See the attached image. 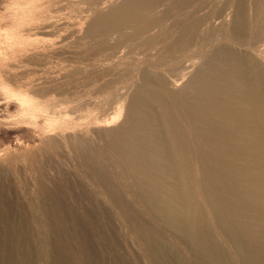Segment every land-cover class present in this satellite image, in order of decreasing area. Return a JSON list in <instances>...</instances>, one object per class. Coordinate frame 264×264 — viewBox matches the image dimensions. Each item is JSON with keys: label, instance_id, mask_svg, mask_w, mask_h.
Returning a JSON list of instances; mask_svg holds the SVG:
<instances>
[{"label": "rangeland", "instance_id": "374dc122", "mask_svg": "<svg viewBox=\"0 0 264 264\" xmlns=\"http://www.w3.org/2000/svg\"><path fill=\"white\" fill-rule=\"evenodd\" d=\"M129 1L133 0H0V213L5 222L24 230L31 264H52L50 251L63 264H155L147 248L153 236L174 243L182 253L170 226L153 215L173 193L164 179L171 173L163 155L167 133L152 121L155 112L186 129L190 142L184 155L194 156L187 162L194 179L207 180L199 169L222 176L212 150L222 141L220 124L231 117L227 102L232 98L219 90L223 83L216 82L211 66L219 61L216 52L222 44L245 49L230 40L236 0H227L226 20L210 27V41L205 38L206 25L199 22L220 0H189L186 5L184 0H151L146 3L151 9L145 6L130 17L125 14L122 21L114 19L118 8L132 12ZM247 1L248 30L255 35L264 28V0ZM110 13L114 17L108 20L117 25L107 21ZM160 19L154 29L140 33L147 22ZM193 20L196 23L189 22ZM185 32L192 34L189 45L164 53L165 45ZM155 37L165 38L158 50L150 46ZM190 56L195 66L183 69ZM144 71L180 76L166 102L157 99L152 107L135 103L138 95L161 89L143 81ZM182 87L197 91V100ZM214 92L217 95L210 97ZM201 107L208 108V117L200 115ZM193 120L205 125L199 127ZM197 156L210 157L209 168L203 159L194 160ZM136 179L141 190L135 187ZM143 188L153 210L142 201ZM20 215L25 216L22 222Z\"/></svg>", "mask_w": 264, "mask_h": 264}, {"label": "bare ground", "instance_id": "6f19581e", "mask_svg": "<svg viewBox=\"0 0 264 264\" xmlns=\"http://www.w3.org/2000/svg\"><path fill=\"white\" fill-rule=\"evenodd\" d=\"M150 1L151 0H133L131 2L129 1L130 3L126 5L130 7L129 9H131L132 12L128 10L127 7L118 8L117 12H115L116 11L115 10L112 13L113 14L117 13L121 19L117 18L118 17L117 15H116L117 17H115L114 19H118L119 21H122V19H124L126 16L125 14H127V17H130L131 15L134 14V10L135 11L141 10L143 7H144V10H146L145 6H147L148 2ZM185 1L187 2L185 3ZM217 1L215 0V2ZM184 3L186 5V4H189L190 1L184 0ZM184 3L182 5H184ZM219 3L221 4H218L214 10L212 9L211 11L213 12L210 13L208 17L205 15L206 18L201 19L199 22V25L201 27H203L202 25L204 24L206 25L205 38L206 39L209 38V41L211 38L210 37L211 32L209 34L208 32L211 31L209 30L211 29L210 27L213 28L214 22L217 21V24L218 22L220 24H224V21L226 20V16H227L226 10L229 8V2L227 0H220ZM234 3L235 5L233 8L234 9L233 18L230 19L233 24L232 29H231L232 35H231L230 40L232 39L236 45L243 46V48L245 49L242 50L241 49L242 47H241L240 49L242 51H240V50L233 48L230 45L228 46L227 44H222L220 46L219 44L218 46L220 47H218L217 52H216L217 54L216 59L218 58L219 61L214 63L215 65L213 64L211 66L212 73L218 79V81H216V79L215 80L212 79V81H216L218 83L221 80L223 84L221 85V87H219V90L220 89L221 91L223 90L222 93L224 95L228 94L232 98V101L230 103L227 102V105H228L227 114L231 115V117L230 118L227 117L225 122L223 121L222 125L218 123L220 124V126H222L221 128L224 129V133L221 139L222 141L220 142L219 145H217L216 148L212 150L213 156H214L213 158H215L216 161H218L221 166L220 169L222 171V176L219 178V177H216L215 174L211 172V170L207 171V169H205L204 171L203 170L201 171L199 169L200 172H203L204 175L207 176V180L205 179V181H201L199 178L197 179V177L194 179L193 171L191 172L189 170L188 164H187V162H189L191 158H194V156L187 157L184 155L186 153L185 152L186 147H187L186 144L189 141L185 136L186 129L181 124H178V123L176 124L173 122V120H169L168 115L166 118L165 116H159L156 112H155L156 114L155 115L153 112L154 114L153 118H155V120L152 119V121L157 120V122L159 123L158 125L162 127L163 132L167 133L165 136L166 137L165 141H164L163 155H166L168 158V164L170 167L171 175L169 174V176L168 175L165 176L163 172H162V175L165 176L164 178L165 181L171 184V190L173 191L172 194L169 192V194H171V198L169 199L166 198V202L164 203L163 208L161 209L159 208V210L158 209L156 210L155 208L156 211L153 213V215L155 219H157L160 223H162V225L166 224L170 226V228L173 231L174 236L173 234L171 235L173 236V238L177 239L178 241L177 244L179 245L182 244L181 245L182 253H181L179 251V247H177L174 243H171L169 241L167 242L162 236L161 238L163 239L161 240H158L157 239L158 237H156V240L154 236L151 238L149 237V240L147 241V248L155 264H186V263H190V264H264V28L261 31H259V33H255V35H252L248 30V25H249L248 24V14H247L248 13V10H247L248 1L247 0H236L234 1ZM148 7L150 6H147V8ZM151 8L152 7H150V9ZM195 12L196 14L198 13V11H195ZM112 13L109 14L110 16H108L107 14V15L102 16L101 18L108 16L107 21H110L108 19L110 17L111 18L114 17V15L112 16ZM128 14H130V16H128ZM201 17H204V16H201ZM194 19H196V17H194ZM97 20L98 22L100 21L99 19ZM101 21L103 20L101 19ZM112 21H110V23ZM160 21H162V19L157 20V21L152 20L150 22H147L146 27L140 33L147 32L151 29H154L155 24L157 23L160 24ZM113 22L116 23L115 25L118 24L117 23L118 21L114 20ZM189 22L192 24H194V22L196 23L195 20L189 21ZM114 23L112 24L113 26H114ZM99 24L101 25V23ZM106 24H109V22H107ZM109 25L111 26V24ZM222 27L223 26H221V28ZM183 30L184 28L182 27L181 31L180 30L179 31L183 32ZM192 30L194 31V29ZM186 31L189 32V30H186ZM224 31L220 32V35L223 38H225V35H226ZM190 36L186 32L185 34H181V35L177 34V36L175 37V40L172 42L170 46H168L167 44L165 45L164 53L168 54L169 51H173V49L177 51L184 49L185 45H189L190 43V40H189ZM219 38L220 37L218 36V39ZM163 40H165V38L160 39V38L155 37L153 41L151 40L152 42L151 45L149 42L147 43V46L146 45L145 46L146 48L147 47L150 48L151 46L152 49H157L158 48L157 45L163 42ZM119 47L117 46L116 49ZM148 49L145 51H148ZM215 51H214V54H215ZM192 58H193L192 56L187 58V61L183 65V69L192 68V66L196 63ZM222 62L224 63L223 66H225L227 70L226 72H223ZM209 63H212V61H209ZM208 70H210V67ZM180 79H181L180 76L175 77L174 75H171V77H166L163 73H159V72L151 73V72L144 71L143 81L148 85H152V84L159 85L161 89L159 93L149 91L142 95L137 94L139 97L136 96L138 100L135 101V103L136 102L137 104L149 103L147 105L152 107V105H155V102L157 101V99L160 102H166L167 97L171 94V91H172L170 90V88L173 86H177L178 81ZM185 86H188V85L186 84ZM201 87L203 88L204 86H201ZM186 88L187 87H185L184 89L186 90ZM185 93L188 97H190L194 101H196L198 98L197 91L187 89ZM216 95H217V92H214L213 96H210V97H215ZM211 100H214V99L212 98ZM199 112L202 117H208V108L201 107V110ZM143 118H147V117H143ZM215 120L216 119L211 120V121L214 122ZM218 120L217 122H220ZM151 123H154V122H151ZM194 123L199 127H200L199 124L205 125V123H202V122L199 123L197 122V120H195ZM210 127L212 126L210 125ZM157 128L154 127V129H157ZM136 129L137 128H135V130ZM156 133L155 135L157 136ZM135 138L137 140V137ZM205 138L207 139V137ZM142 140H144L145 142L147 138L146 140L145 139H142ZM201 140H203V138ZM148 143L146 145H148ZM151 144L153 145V143ZM199 145L201 146V144ZM205 145H203V147ZM137 146L135 147L138 148ZM136 156L138 157L139 155L137 154ZM153 158L154 156H152L151 159ZM198 159L199 160L203 159L202 162L204 163V165H206V167H208V165L211 162L210 157L204 160V158L200 156L198 158L197 156V158H195L194 160H198ZM159 174H161V171L159 172ZM138 179L140 178L138 177ZM138 179H136L135 181V187L137 189L139 188L138 190H141L142 186L140 185ZM146 186L149 187V184L146 183ZM145 189L143 188V192L145 195L142 196V201L146 207L153 210L152 208H154V206L150 207L148 205L150 203H148L145 197L146 196V191H144ZM147 196H149V193ZM44 207H42L43 210H45ZM148 208L146 209L149 212L150 210ZM2 216H4L3 213L2 214L0 213V264H31V261H30V250L31 249L28 243L24 240L25 239L24 230H21L22 228L20 230L17 229V226L14 222H5L2 219ZM24 218L25 216L22 218V216L20 215L18 220L22 222ZM166 225H163V226H166ZM48 231H49V228H48ZM46 232L47 231H45V233ZM43 238L44 237H42V239ZM42 242H44L43 243L44 245L46 244L45 240H43ZM9 244H12V245H9ZM50 248H53V247H50ZM53 250L55 249L53 248ZM183 250L185 251V253L186 252L188 253V257L185 255ZM50 252L53 253L52 264H63L61 260L56 258L54 251H50ZM50 252L48 251L47 253L50 254ZM14 260H17V262H15ZM45 260H48V259H45Z\"/></svg>", "mask_w": 264, "mask_h": 264}]
</instances>
